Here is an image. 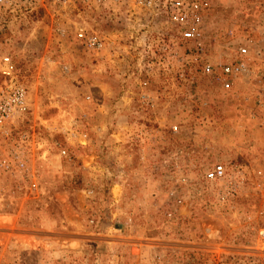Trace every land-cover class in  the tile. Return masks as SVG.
Masks as SVG:
<instances>
[{
	"label": "rangeland",
	"instance_id": "obj_1",
	"mask_svg": "<svg viewBox=\"0 0 264 264\" xmlns=\"http://www.w3.org/2000/svg\"><path fill=\"white\" fill-rule=\"evenodd\" d=\"M147 1L0 6L28 102L0 131V264H264V0H207L195 40Z\"/></svg>",
	"mask_w": 264,
	"mask_h": 264
},
{
	"label": "built area",
	"instance_id": "obj_2",
	"mask_svg": "<svg viewBox=\"0 0 264 264\" xmlns=\"http://www.w3.org/2000/svg\"><path fill=\"white\" fill-rule=\"evenodd\" d=\"M33 0H0V6L6 4L13 8L20 5L30 3ZM140 1V0H139ZM52 3L61 6L73 2V0H51ZM145 0L141 4H143ZM158 0H149L147 4L152 8L157 5ZM207 5V0H162L161 7L165 13V17L175 22L178 26V33L182 39L195 40L199 37V29L197 27L200 22L199 10ZM76 37L83 38L84 33L81 28L75 29ZM86 46L94 48L99 46L95 36L85 37ZM239 53L244 54L245 48H239ZM221 72L234 76L238 71V67L224 64L220 67ZM203 71L206 73H216L209 63L203 65ZM0 75L2 81L0 84V131L8 132L18 116L27 111V97L25 87L18 82L14 65L11 58L4 54L0 56ZM7 125V127H6ZM60 154H64V150H60ZM20 166L22 164L20 163ZM225 169L220 163L213 164L204 172L206 180H221L225 177ZM170 212H166V216H170ZM258 236L264 239V227L257 231Z\"/></svg>",
	"mask_w": 264,
	"mask_h": 264
},
{
	"label": "trees",
	"instance_id": "obj_3",
	"mask_svg": "<svg viewBox=\"0 0 264 264\" xmlns=\"http://www.w3.org/2000/svg\"><path fill=\"white\" fill-rule=\"evenodd\" d=\"M182 254L186 255L187 259H192V262H194L195 259H198V261H203L206 260L207 258L205 257L204 254L202 253H193V252H182Z\"/></svg>",
	"mask_w": 264,
	"mask_h": 264
}]
</instances>
